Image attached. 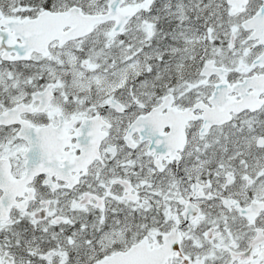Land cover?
Returning <instances> with one entry per match:
<instances>
[{"label": "snow or ice", "instance_id": "obj_1", "mask_svg": "<svg viewBox=\"0 0 264 264\" xmlns=\"http://www.w3.org/2000/svg\"><path fill=\"white\" fill-rule=\"evenodd\" d=\"M0 264H264V0H0Z\"/></svg>", "mask_w": 264, "mask_h": 264}]
</instances>
